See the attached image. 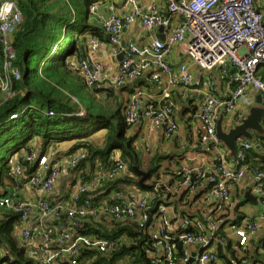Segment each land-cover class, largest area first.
<instances>
[{"label": "built area", "instance_id": "1", "mask_svg": "<svg viewBox=\"0 0 264 264\" xmlns=\"http://www.w3.org/2000/svg\"><path fill=\"white\" fill-rule=\"evenodd\" d=\"M108 6L114 8L115 2L111 0ZM122 6L129 10L99 16L110 41L118 45L117 56L123 54L112 84L121 88L146 77L160 92V99L155 102L150 92L137 86L124 107L125 116L134 125L146 123L140 141L142 149L152 150L155 125H161L166 140L178 136L177 98L182 102L191 100L195 106L190 119L200 125L198 146L205 149L194 160L174 169V192L170 184L147 181L150 188L136 191L127 187V195L114 191L110 196L120 201L101 207L94 206L91 194L128 174V165L119 152L113 154L112 166L98 162L96 171L85 176L75 175V169L87 157L85 150L66 156H60L55 147L43 155L34 151L27 155V160L37 163L38 170L24 184L31 187L36 198L18 199V186L13 194L0 198V208L19 214L15 227L23 228L16 231L26 241L28 253L37 264H79L83 247L101 252L115 250L119 239L91 237L75 231L84 226L86 218L99 219L103 214H109L118 223L138 220L141 232L149 235L156 247L151 255L152 264H221L216 248L222 244L224 253L229 254L220 233L226 225L237 238L236 248L248 252L255 235L264 230V170H248L247 156L255 148L254 143L241 138L236 156L231 157L216 133L222 115L225 131L239 124L247 107L255 103L256 95L261 96L264 105V12L258 9L257 0H167L166 11L158 5L144 10L138 0H122ZM90 9L94 12L98 7L93 5ZM22 21L18 0H0V42L4 55L0 94L6 100L15 95L14 81L21 79L20 70L13 64L11 36ZM136 21L145 33L159 34L145 45L131 39L122 45L126 30ZM176 46L182 47L186 56L178 66L169 60ZM100 51V40L92 37L87 55L80 61L71 59L68 65L78 67L87 85L99 89L98 95L103 96L102 87L108 80ZM50 115L54 112L50 111ZM17 116L13 114L12 118ZM228 117L233 123L226 129ZM181 150L189 151V147L182 144ZM11 173L20 178L23 167L16 164ZM62 175L71 183L74 177L77 179L69 204L55 197V186ZM248 176L253 180L249 192L261 203V211L238 217L239 203L232 201L233 191ZM174 197V203L179 201L184 207L193 204V210L177 207L170 212ZM182 211L187 214L182 215ZM63 215L66 219L61 220ZM176 242L183 245L181 254L176 251ZM259 246L264 251V240ZM4 252L0 247V255ZM192 257L193 262L189 263Z\"/></svg>", "mask_w": 264, "mask_h": 264}, {"label": "trees", "instance_id": "2", "mask_svg": "<svg viewBox=\"0 0 264 264\" xmlns=\"http://www.w3.org/2000/svg\"><path fill=\"white\" fill-rule=\"evenodd\" d=\"M110 1L18 0L23 21L12 30L11 40L15 51L13 64L20 70L21 79L13 83L14 96L6 100L0 94V198L13 194L16 187L26 183L38 170L37 163L27 160L28 154L37 151L43 155L53 147L59 151L57 144L64 141L70 142V146L63 153L60 150V156L79 150L87 153L86 159L75 169V175L90 176L96 171L98 162L112 166L115 152H119L128 165V174L107 183L99 193L91 194L95 207L120 201L110 194L117 191L127 195V185L147 189L139 184L141 176L135 170V165L143 167L142 151L137 143L139 134L124 114L128 97L137 86L128 83L118 88L107 81L102 87L104 95L99 96L96 95L99 89L87 85L81 70L68 65L71 59L80 61L87 55L92 37L106 40L99 13L107 11ZM93 5L98 7L97 11H91ZM3 56L0 42V69ZM194 110L190 101L186 111ZM50 111L54 115H50ZM13 114L18 116L12 118ZM258 140L261 148L252 149L247 156L250 172L264 170V136ZM175 157L172 153H157L147 169L151 173L147 181L158 175L163 160ZM16 164L23 167L20 178L11 173ZM171 171L175 179L177 175ZM76 181L74 177L71 188L66 187L59 198L66 204L71 200ZM246 202L244 199L237 211ZM186 214L182 211V215ZM65 217L63 215L61 220ZM18 220L17 212L0 208V247L5 250L0 255V263L37 264L28 253L26 241L19 238L15 230ZM75 231L91 237L119 239L117 248L110 252L83 247L79 264H152L151 255L156 247L151 237L141 232L138 220L118 223L109 214H103L99 219L90 216L85 219L84 226ZM232 245L230 240L225 243L229 254L224 253L222 244L216 248L224 264H248L245 260L252 256L249 253L237 256ZM182 248V243L176 242L179 254Z\"/></svg>", "mask_w": 264, "mask_h": 264}, {"label": "crops", "instance_id": "3", "mask_svg": "<svg viewBox=\"0 0 264 264\" xmlns=\"http://www.w3.org/2000/svg\"><path fill=\"white\" fill-rule=\"evenodd\" d=\"M115 2V6L114 8H110L108 5L106 7L107 11L104 12H100L99 16H108L112 13H117V14H123L124 12H127L129 10V8L122 6V0H113ZM139 2V7H141L142 9H147L152 5H158L160 6L163 10H167V0H138ZM257 7L258 9L262 10L264 12V0H257ZM176 20L173 19V22H175ZM159 34L158 31H154V32H148L145 33L144 29L142 27V25L140 24L139 21H136V23L134 25H132L129 29L126 30L124 37H123V41L126 40H135L136 42H138L140 45H145L149 42V40H151V38L156 35ZM101 42V58L103 59L104 63H105V74L107 77V80L109 83H112L117 71H118V66H119V59L117 56L118 53V45L113 44L109 39H108V35H106V40L105 41H100ZM169 60L176 66H178L180 63L184 62L186 60V56L183 52L182 47L180 46H176L174 48V50L172 51V53L169 56ZM148 86L145 85H141L143 86L148 92H150L152 99L155 102H158L160 99V92L159 89L157 87H155L150 80H148ZM253 92V91H252ZM175 97L177 96V94H174ZM256 95V93H255ZM194 96V95H193ZM197 98V96L195 97ZM257 95L254 97V101H256ZM178 99V98H177ZM176 99V109H175V114L178 118V121L180 123L179 125V131L177 133L178 136H176L175 139H173L172 141L166 140L164 135H163V128L161 127V125H155L154 126V137H153V141H152V150L156 151V150H163L165 152H169V153H176L178 152L177 150H175L176 147L181 149V145H186L189 147V150H191L192 153L196 154V153H201V149L200 146H198V141H194L193 140V130L195 129H199L200 125L198 124L197 126L192 123V120L190 119L191 113L190 111H186L187 107H189V103L190 101H184L182 102L181 100H177ZM194 99V98H193ZM142 121V120H141ZM145 121L139 122L138 125H135L134 130L137 131L136 133H140V136H143V132H144V128H145ZM194 127V128H192ZM196 127V128H195ZM142 138H139V141L137 142L140 145V141ZM57 146H59L60 150L62 151V153L65 151V148L70 146V142H60L57 144ZM141 147V151L143 152L144 150ZM183 151V150H182ZM145 152V151H144ZM198 155V154H197ZM196 155V156H197ZM64 156V155H63ZM195 156V157H196ZM195 157H192V159L194 160ZM176 158V157H175ZM171 160V159H169ZM175 159H172V161H174ZM178 162H175V166H172V170L174 171V169L176 167H178ZM166 168V167H165ZM143 170V169H142ZM65 176V175H63ZM66 177V176H65ZM252 178L250 176H248L240 185V187L236 188L233 191V197H232V201L234 200V203H242V201L245 199L244 196L247 192H249L250 189V185L252 183ZM23 187V185H20L19 188V193H21V188ZM129 189L127 188V191ZM29 194V193H28ZM55 197L58 198L60 197V195L62 196L63 193H59L55 190ZM241 194L243 196V199L241 197ZM30 198H35V196L33 195V193H30ZM175 199H172L171 202L173 204L172 207L175 209L178 207V209H188L189 208L191 210H193L192 205H186L185 207L182 205L181 202H177L174 203L176 201V197H174ZM177 200H179V197L177 198ZM233 203V204H234ZM237 203V204H238ZM248 203V202H247ZM253 203V202H252ZM257 203V202H256ZM197 204V203H196ZM244 204H241L239 206V209L237 212L238 217H240L241 215H256L261 211V208L258 209L254 214L246 212V210H244ZM221 237L223 238V241L226 243L229 240L232 242V248H234V250L237 253V256H242V255H246V254H250L252 256L251 259L245 260L248 264H264V251L262 249V247L259 246L260 241L264 240V230H260L254 237V239L250 242L249 247H248V252H243L240 251L238 248H236L237 246V238L234 234V232L232 231V229H230V227H228V225L224 226L221 230ZM248 254V255H249ZM247 255V256H248ZM224 263V259L221 260V264Z\"/></svg>", "mask_w": 264, "mask_h": 264}, {"label": "water", "instance_id": "4", "mask_svg": "<svg viewBox=\"0 0 264 264\" xmlns=\"http://www.w3.org/2000/svg\"><path fill=\"white\" fill-rule=\"evenodd\" d=\"M161 30L162 28H160V31ZM161 37L164 38L163 36ZM108 39L110 40V36H108ZM122 45H125L124 41L122 42ZM83 57L84 55L82 58ZM122 57L123 54L120 53L118 55V59L121 60ZM143 83H148V79L146 77H141L133 81V85L135 86L141 85ZM223 120L224 116L222 115L217 123L216 137L225 146V148H227L231 157L236 156L238 141L241 138L247 139L254 143L256 149L261 148L258 137L264 136V105L260 95L257 96L254 104L247 107V113L239 124H235L228 131H225L222 125ZM199 149L203 150L205 148L200 147ZM135 170L141 176L139 184L144 188H150L151 185L147 184V179L151 174L150 171L142 170L138 165H135ZM244 198L248 202L256 203V197L250 192H247ZM192 262L193 257L190 259L189 263Z\"/></svg>", "mask_w": 264, "mask_h": 264}, {"label": "rangeland", "instance_id": "5", "mask_svg": "<svg viewBox=\"0 0 264 264\" xmlns=\"http://www.w3.org/2000/svg\"><path fill=\"white\" fill-rule=\"evenodd\" d=\"M2 1H7V0H2ZM89 91H90V89H89ZM96 95H98V94H96ZM3 99H4V97H3ZM231 120L232 119L230 117H228V119L226 120V123H225L226 129L230 127V126H228L229 124H232L233 123ZM194 124L196 126L198 125V123H194ZM192 128H194V127H192ZM199 134H200L199 129L193 130V140L195 142L198 141ZM139 138H142V135L140 136V133H139ZM196 143H198V142H196ZM67 148H65V150H67ZM175 150L178 151V152L174 153V154H176L175 160L174 161H172V160H163L160 163L161 168H160V171L158 172V175H156L155 178H153L151 180H148V183L149 184H151L154 180H156L157 182H160V183H163V184H170L169 185L170 190L173 191V192L175 191L177 182L174 179V175H173V173L171 171L173 169L172 166L173 165L175 166V162L176 163L178 162L179 163L178 165H185V164L188 163V160L192 159V157H195L198 154V153H196V154L192 153L191 150L183 152L178 147H176ZM59 151H60V148H59ZM157 153L159 155L160 154H169V152H165L163 150H161V151H159V150H156V151L151 150L150 152H146V151L145 152L144 151L142 152V161H143V167H142V169L143 170L148 171L147 169L150 167V164L152 163V161H153V159H154V157H155V155ZM156 162H158V161H156ZM154 164L155 163H153V165ZM70 184H71L70 179H68L67 177H65V176L62 175L59 178L58 182L56 183V186H55L56 191L59 192V193H63V191L65 190V186L66 185H67L68 188H71V185ZM127 187L128 188H132V189H134V190L137 191V188L135 187V185H127ZM74 188H76L75 185L72 186V191H73ZM30 193L31 194L33 193L31 187L28 184H24L23 187L21 188L20 197L18 199H20V200L32 199V198L29 197L30 196ZM33 195L36 198V195L34 193H33ZM241 197L243 199L242 194H241ZM261 206L262 205H261L260 202H257V203H252V202H248L247 203L246 202L245 203V206L243 208H244V210H246V212H249V213L254 214L258 209L261 208ZM173 209L174 208L172 207V205H170L169 206L170 212H172ZM22 226L23 225L16 226L15 227V230H20L21 228H23Z\"/></svg>", "mask_w": 264, "mask_h": 264}]
</instances>
